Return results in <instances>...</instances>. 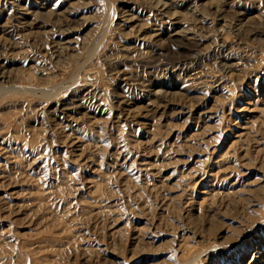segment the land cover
<instances>
[{
    "label": "rangeland",
    "instance_id": "1",
    "mask_svg": "<svg viewBox=\"0 0 264 264\" xmlns=\"http://www.w3.org/2000/svg\"><path fill=\"white\" fill-rule=\"evenodd\" d=\"M34 1L0 6V264H264V37L211 57L264 0ZM107 22L112 74L99 50L83 90L21 88L69 82ZM154 29L151 66L119 58Z\"/></svg>",
    "mask_w": 264,
    "mask_h": 264
},
{
    "label": "bare ground",
    "instance_id": "2",
    "mask_svg": "<svg viewBox=\"0 0 264 264\" xmlns=\"http://www.w3.org/2000/svg\"><path fill=\"white\" fill-rule=\"evenodd\" d=\"M9 1L11 2V4L14 3V9H16L17 11L18 10H22L23 8H25V11L26 12L29 10V8H27L28 5L27 6L25 5L26 7L25 6L24 7L22 6L21 0H0V6H3V5L7 6L6 4L9 3ZM37 1H42L43 2L45 0H36V1H34L33 5H32L33 8L36 7L34 9H38L40 6H42V4H40V2L38 3ZM159 4H160V1H157L156 5H155V8L157 10H158L159 7H161L160 10L165 9V8H168V9L169 8H172V7H168V4H166V3H162L160 5ZM187 8L189 9V11L188 12L186 11V15L184 13H182V14H184L185 17H188L192 22H194L196 20H199L200 18L202 19V18L208 17V12H207V10H205L206 8H204V7H200L198 5L193 4V7H187ZM107 9H108V11H106V12H107L108 18L106 20L110 19L113 16V12H112L113 10H112L111 4L108 3ZM16 10H15V12H16ZM165 10H167V9H165ZM34 11L31 12V14H33L32 16L35 17V18H38L39 15H41V13L38 12L37 10H36V12H34ZM168 12H165V13H168ZM28 13H30V11ZM169 14L172 15V14H175V13H169ZM12 15H16V13H14ZM12 15H8V19L11 18ZM133 17L134 16H128L123 21L128 22V20H132ZM8 19L7 18L5 19L6 22H7ZM106 20H105V22H106ZM237 21H238L237 24L227 23L226 26H228L229 29L228 30H225L224 32H220V30H217L216 37H215V43H216L215 45H216V48L214 50H212L213 55H211L212 53L210 52L211 53L210 54L211 57L218 58V57H216V55L217 54L219 55V53H220L219 50H221V51L222 50H224V51L227 50V52H229L231 50V48H232L231 46H233V44H231V43L236 42V41L237 42L239 41L238 43H240V41L242 39L241 38L242 36H244L246 38H253V39L259 38V36H263L264 37V26H261L262 27V30L259 29L260 26L259 27H252L251 26L249 28H247L248 27L247 26L246 29H245L244 28L245 23H243V20H237ZM108 22L105 23V27H103L104 30H101V29H100L101 31L99 30L102 33L101 34L98 33L99 34L98 36L93 37L90 40V43H89V45L87 47V50L85 52V60L83 62H81V63L78 62L79 66L74 71L75 74L70 79L69 82H67L64 85V82H66V81L63 80V83L53 84V85H50V86H47L46 85V87H42V86L41 87L22 86L21 88L24 89V90H29V91H31L33 93H36L39 96H43V97L49 98V100H50V97L51 96H55V95L58 96V95H61V94L64 95L65 93H67L69 91V89L72 90V88H73V92H71V93H74V89H75V91L83 90L82 88L86 84H89V81H90L89 75H90V73H92V69H93V67L91 66L92 64H90V63H93V62H91V61H93V59H92L93 57L96 60L95 55L97 56L99 50H100V53H101L100 54L101 55V58H103L101 60H103L104 63H106V66L108 68L109 75L112 74V70L114 69V64H113V62H111L113 60V59H111L113 48L109 44L110 41L108 42V40H110V39L107 38L108 40H106V34H107L106 31L108 29L107 26L109 25ZM58 25H60L59 22L57 24V27H58ZM121 25L123 26V24L116 23L114 25V29H113V33L112 34L119 33L122 30V28H120V27H122ZM109 27H111V25ZM233 27H235L234 30H233ZM223 28L224 27L221 26V29H223ZM230 31H233L235 33V35L238 36L236 41L233 38H231V41H229L228 39H226L227 34ZM155 36H156L155 29L154 30H150L147 35H144L142 37L141 42H138V43H141V45L143 46L142 48L138 47L139 49H137V48H135L136 46L135 47L133 46L131 48V44H129L130 46L129 45L126 46V48L125 47L124 48L122 47L121 50H125V52H123L124 54L121 55L119 58H124V57L127 58L129 61H131L133 63V65L135 67H145L146 68L147 66H151L153 63L152 62H149L148 59L151 57L150 55H151V51L152 50H150V49L153 48L152 45L154 44V38H155ZM35 43L36 42H34L33 44H35ZM40 46L41 45H38L37 47H40ZM128 50L129 51L131 50V52L129 53ZM0 53H3L2 50H0ZM235 54H238V53L235 52ZM242 54L243 53H240L238 55H242ZM55 56L58 58L57 60H59V57H61V54L58 53ZM222 56H223V54H222ZM243 57H245V58H251V54L250 55L249 54L243 55ZM99 58H100V56H99ZM192 59H194V60H190L189 62H187L185 60L183 61L182 59L181 60L178 59L176 62H167V61L164 62L163 60H160L158 62V64H160V66H167L168 69L169 68H172L174 71L181 72V71H183L184 67H186V64H190L193 61L195 62L196 60L201 59V55H199V53L194 52V55H193V58ZM218 61L220 62L221 60H218ZM222 65H223L222 67H224L225 69H229L230 70V68H231L230 67L231 65L229 63L228 64L224 63ZM219 66H221V65H219ZM75 67H76V65H75ZM3 68H5V65H0V69H3ZM145 68H143V69H145ZM224 68H223V70H224ZM3 73H4V70L1 71V74H0L1 75L0 76L1 79H10L9 76H4ZM105 85H110V80L109 79H106L105 80ZM60 88H62V89H60ZM90 89L91 90H89V91L90 92H93L94 95L99 92V89L98 88H95L93 86H91ZM5 90L6 89H4V88L3 89H0V93L4 92Z\"/></svg>",
    "mask_w": 264,
    "mask_h": 264
}]
</instances>
